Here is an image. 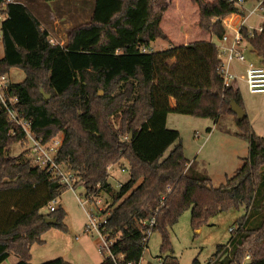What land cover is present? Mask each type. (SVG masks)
Wrapping results in <instances>:
<instances>
[{"label":"trees","instance_id":"obj_1","mask_svg":"<svg viewBox=\"0 0 264 264\" xmlns=\"http://www.w3.org/2000/svg\"><path fill=\"white\" fill-rule=\"evenodd\" d=\"M172 1L94 0L89 20L69 28L62 45L51 42L26 5L7 3L0 10L5 16L0 23V75L12 69L24 73L22 82L11 83L9 95L17 98V111L31 121L36 138L46 142L63 133L56 162L74 173V187L82 185L87 197H110L103 233L113 242L115 256L133 264L141 261L147 248L148 225L143 224L152 217L151 234L159 232L165 253L171 251L169 229L184 211L190 210V225L197 231L214 216L242 208L245 214L229 244L218 246L208 264H264V138L253 131L247 116L238 122L232 113L230 103L244 110V102L235 83L224 87L215 43L151 50L157 39L168 41L160 24ZM238 1L191 0L198 28L220 39L226 32L221 20L243 14ZM261 28L250 36L244 27L242 34L264 64V21ZM169 114L212 121L231 115L234 135L248 143V157L223 185L213 188L205 175L188 167L180 143L164 157L180 138L166 127ZM13 129L0 110V264L10 254L18 257L16 264H30L31 248L43 244L45 233L67 232L61 207L41 213L65 189L33 167L26 153L11 154L22 141ZM122 160L128 163L129 180L114 191L107 170ZM46 218L56 224H47ZM168 258L162 264H171ZM43 264L70 263L57 258ZM100 264L113 263L103 258Z\"/></svg>","mask_w":264,"mask_h":264},{"label":"rangeland","instance_id":"obj_2","mask_svg":"<svg viewBox=\"0 0 264 264\" xmlns=\"http://www.w3.org/2000/svg\"><path fill=\"white\" fill-rule=\"evenodd\" d=\"M12 1H18L26 5L40 21H43L44 17L47 18L48 23L46 26L52 28V35H50L52 43H57L59 37L63 36L64 33L66 34L69 28L85 23L94 5V0H61L51 3L43 0ZM80 2L82 3L80 4ZM256 5V1L253 0L245 2L241 6L243 14L247 16L249 11ZM52 15L53 19H51ZM198 19L197 7L192 4L191 0H173L160 24L161 30L168 41L157 39L152 43L151 50L154 52L163 51L171 46L175 47L192 42H207L210 40L218 45V41L215 38L198 28ZM54 21H58V23L54 25ZM263 21L264 7L248 18L247 27L258 29ZM54 27L57 28L55 30L56 34L53 31ZM243 50L246 57L252 60L247 59V61L264 68L262 60L252 53L248 44H243ZM24 77L25 75L21 70L12 69L10 71V79L13 83L22 82ZM237 88L240 89L244 110L250 125L253 124L258 132L264 133V95L249 94L244 83H241ZM166 127L169 130L177 131L180 138L178 142L166 151L164 157L180 143L185 160L189 163H195V167L199 168L201 174L210 180V186L213 188L223 185L226 178L233 176L236 170L241 167L243 160L248 157V143L234 135L237 126L231 115L212 121L179 114H169ZM207 128L212 131L210 137H207ZM196 133L197 136H195ZM21 153H24V150L20 144L12 147V155H20ZM122 169L125 172H122ZM107 172L108 181L114 191L119 190V184L123 185L129 180V166L125 160L110 166ZM74 188L75 194L70 190H65L54 205L56 209L61 206L66 212L64 224L67 227V232L62 233L56 229H51L50 235L56 231L58 233L56 237L51 236V238L43 235L46 243L32 247L30 264H43L61 258L62 254L67 258H71L74 264H98V260L103 259L98 248L99 240L97 235L84 233L87 223L86 212L96 214L97 208L107 211L112 201L108 195L102 193L96 197L100 204H97V206L88 205V207L83 209L75 195L83 201L84 188L82 185ZM41 213L48 214V206L44 207ZM244 214L245 212L242 208L230 209L214 216L207 225L195 231L190 225V210L188 209L180 215L177 223L169 229L171 251L161 253V236L159 232L155 231L149 237L141 264H160V261L162 263L166 257H169V262L172 260L171 264H193L195 260L198 264H208L218 246H227L229 244L232 238L230 231L237 229V222ZM76 237H79V239H76ZM17 262L18 257L10 254L8 259L2 264H16Z\"/></svg>","mask_w":264,"mask_h":264},{"label":"built area","instance_id":"obj_3","mask_svg":"<svg viewBox=\"0 0 264 264\" xmlns=\"http://www.w3.org/2000/svg\"><path fill=\"white\" fill-rule=\"evenodd\" d=\"M12 0H7L5 3L0 5V10L5 8L7 3H12ZM245 2L239 0L237 7L242 10ZM257 5L249 11L248 15L244 14H231L221 20L226 32L218 39V53H219V69L220 74L223 78L224 87H229L232 83L242 81L246 86V90L251 95H264V68L257 66L252 63H246V57L243 50V44L246 45L244 40L242 29L247 25V19L254 15L259 9H263L264 1L260 0L256 2ZM5 18L0 12V23ZM252 31L260 33L262 31L261 26L258 29L249 31L251 36ZM141 52H145V49H141ZM246 64L244 74L242 77L237 76L234 65ZM11 81L8 75H0V110L4 111L7 115L9 122L14 126L15 130H11V133H19L22 136V141L19 143L22 146L24 153L29 160V163L33 167H37L45 171L52 180H59L65 190H70L75 194L74 184L78 179L74 173L62 164L56 162V156L63 142V133L58 134L53 139L44 142L41 139L36 138L31 130V121L24 119L17 111L18 100L16 97L9 95ZM197 136V134L195 135ZM125 172L124 169L121 170ZM121 184H119V188ZM77 201L81 204L83 209L88 205L97 206L100 201L96 197H87L83 195V201L75 195ZM100 197V196H99ZM55 201L48 205L49 212H53L55 208ZM108 216L107 211H102L97 208V213L86 212L87 223L84 228V233L87 235H97L98 237V248L103 258H109L113 264H133L131 262H125L124 256H115L111 251L110 247L113 242L108 241L107 235H104L103 226L106 223ZM155 218L143 225H148V229L145 230V239L143 240V247L148 244L149 237L151 235V228L154 226ZM233 231V229L231 230ZM230 231V232H231ZM76 239H78L76 237ZM248 259V257H247ZM141 264V261L138 263ZM160 264L161 261H160Z\"/></svg>","mask_w":264,"mask_h":264},{"label":"crops","instance_id":"obj_4","mask_svg":"<svg viewBox=\"0 0 264 264\" xmlns=\"http://www.w3.org/2000/svg\"><path fill=\"white\" fill-rule=\"evenodd\" d=\"M93 1V0H92ZM83 2V1H82ZM82 2H80V4L82 3ZM92 3V2H91ZM90 15L91 14H89V18H90ZM37 19H38V17L36 16V15H34ZM89 18L85 21V22H87L88 20H89ZM51 19H53V15L51 16ZM248 20V19H247ZM38 21H39V23H40V26L43 28V29H46L48 32H49V34L50 35H52L51 34V31H52V28H50L49 26H46V24L48 23V20H47V18L46 17H44V20L43 21H40L39 19H38ZM56 23H58V21H54V25L56 24ZM246 28L248 29V31H251V30H255V29H250L249 27H247V25H246ZM57 28L56 27H54V34H56L55 33V30H56ZM65 36H66V34L64 33L63 34V36H61V37H59V40H58V44H60V45H62L63 43H64V41H65ZM211 39V38H210ZM253 53V52H252ZM253 54H255V53H253ZM256 55V54H255ZM3 56V48H2V44H1V40H0V58ZM257 56V55H256ZM245 57H246V55H245ZM258 57V56H257ZM259 58V57H258ZM247 57H246V63L248 62V63H252L251 61V59H248V60H251V61H247ZM260 60H261V58H259ZM253 64V63H252ZM245 66H246V64H237V65H234V70H235V72H236V74H237V76H239V77H242V75L244 74V70H245ZM8 78L10 79V73H9V75H8ZM10 81H11V79H10ZM12 82V81H11ZM13 83V82H12ZM241 83H243L242 81H238V82H236L235 83V85H236V87L237 86H239ZM239 91H240V89H239ZM240 94H241V92H240ZM242 96V95H241ZM243 99V98H242ZM173 105V104H172ZM167 119H168V116H167ZM167 119H166V122H167ZM251 127H252V129H253V131L258 135V136H260V137H263L264 138V133L263 132H258L256 129H255V127L253 126V124L251 125ZM207 131H208V135H207V137H210L211 136V134H212V131L209 129V128H207ZM197 134V133H196ZM204 141H205V139H204ZM188 167H190L192 170H194V171H196V172H198V173H201V171L199 170V168L197 169L196 167H195V163H189V165H188ZM203 171V170H202ZM55 203H56V201H55ZM59 207H61V206H59ZM55 233H52L51 235H50V233H51V231H48L46 234H44V236H52V237H56L57 236V232L56 231H54ZM44 236L42 237V240H43V243L45 244L46 243V241H45V239H43L44 238ZM51 237V238H52ZM78 239H79V237H77ZM97 244V243H96ZM32 249V248H31ZM61 253V252H60ZM59 255V254H58ZM62 259H64V260H66V261H68L69 263H71V264H74V261L71 259V258H67L64 254H62V256H60ZM102 260L103 259H100V260H98V264H100L101 262H102Z\"/></svg>","mask_w":264,"mask_h":264},{"label":"water","instance_id":"obj_5","mask_svg":"<svg viewBox=\"0 0 264 264\" xmlns=\"http://www.w3.org/2000/svg\"><path fill=\"white\" fill-rule=\"evenodd\" d=\"M41 94L43 95V97L45 99H49L50 96L48 95H45L43 93V91H41ZM230 109L232 111V113L236 116V119L238 122H241L242 120H244L246 118V112L245 110H243L242 108H240L236 103L232 102L230 103ZM45 222L49 225H55L56 224V220L55 219H49V218H46L45 219Z\"/></svg>","mask_w":264,"mask_h":264}]
</instances>
